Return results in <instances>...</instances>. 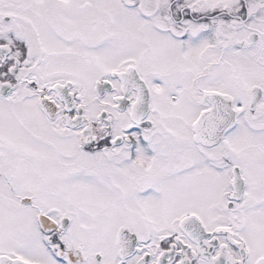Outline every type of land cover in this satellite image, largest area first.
<instances>
[{"label": "snow or ice", "instance_id": "snow-or-ice-1", "mask_svg": "<svg viewBox=\"0 0 264 264\" xmlns=\"http://www.w3.org/2000/svg\"><path fill=\"white\" fill-rule=\"evenodd\" d=\"M0 264H264V0H0Z\"/></svg>", "mask_w": 264, "mask_h": 264}]
</instances>
